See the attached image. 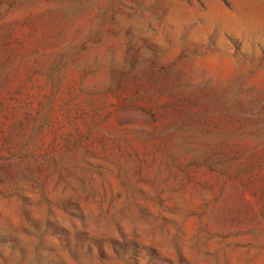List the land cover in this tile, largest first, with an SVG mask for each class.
I'll list each match as a JSON object with an SVG mask.
<instances>
[{
    "label": "rangeland",
    "instance_id": "rangeland-1",
    "mask_svg": "<svg viewBox=\"0 0 264 264\" xmlns=\"http://www.w3.org/2000/svg\"><path fill=\"white\" fill-rule=\"evenodd\" d=\"M0 264H264V0H0Z\"/></svg>",
    "mask_w": 264,
    "mask_h": 264
}]
</instances>
